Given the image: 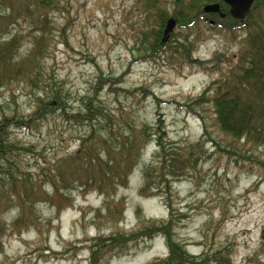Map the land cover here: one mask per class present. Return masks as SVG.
<instances>
[{
    "label": "rangeland",
    "instance_id": "1",
    "mask_svg": "<svg viewBox=\"0 0 264 264\" xmlns=\"http://www.w3.org/2000/svg\"><path fill=\"white\" fill-rule=\"evenodd\" d=\"M218 1H0V43L14 23L12 34L14 29L22 34L20 53L30 56L16 68L26 79H0V120L26 121L53 96L65 105L60 111L45 110L48 114L33 131L10 129L18 149L12 158L18 162L14 176L19 182L37 176L44 162L67 160L79 149L88 129L70 118L83 114L88 101L102 114L89 123L95 139L131 132L145 144L127 185L116 191L114 199L124 207L112 219L102 195L76 189L61 213L44 203L43 196H30L27 209L37 219L28 230L12 231L16 211H10L0 191V223L5 225L0 264H167L166 238L130 237L170 219L171 240L196 264H247L254 256L264 262V148L224 135L210 104L214 96L204 94L226 77L245 46V32L211 28L204 20L221 18L203 12L214 4L221 10ZM42 2L52 5L43 6L45 13ZM187 5L194 7L192 17L198 12L204 16L191 30L178 26L175 17ZM169 19L176 26L162 43ZM158 38L160 48L153 49ZM203 95L205 102L193 107ZM151 134L161 136L168 152L197 145L191 149L195 167L188 176L171 184ZM149 168L152 178L161 177L162 193L143 197L142 171ZM10 182L1 171L0 188L6 190Z\"/></svg>",
    "mask_w": 264,
    "mask_h": 264
},
{
    "label": "trees",
    "instance_id": "2",
    "mask_svg": "<svg viewBox=\"0 0 264 264\" xmlns=\"http://www.w3.org/2000/svg\"><path fill=\"white\" fill-rule=\"evenodd\" d=\"M42 4L43 2L40 3L39 7L43 8L44 13L45 8L52 6L49 3ZM219 4L221 12L227 14V17L222 20L217 17L218 19L209 26L211 28L227 29L231 32H245V46L237 59L232 61L235 64L229 68L226 77L212 84L211 87L205 90L204 94L211 92L214 96L210 104L214 109L219 129L224 135L256 148H264V0H256L243 21L231 18L228 15L227 6L222 2ZM8 6L11 7V5ZM10 9L13 11V8ZM193 10L192 5H187L185 9L182 7L178 14H175L178 26L191 30V28L200 24L199 18L204 16L198 12L196 16L192 17L190 13ZM14 12L17 14L15 10ZM43 18L46 23V14ZM9 27L11 29L15 28L14 23H10ZM11 29L8 33L6 31L2 33L5 38L4 43H0V79L7 75L13 77L19 75V77H23L22 79H26L25 72L16 68H21L23 62L26 59V62H28L30 56L28 54L25 57L20 53L22 45V37L20 36L22 34L15 29L12 34ZM159 38L156 39L158 47L154 45L153 49L160 48L158 45ZM0 39H2L1 35ZM32 63L26 64L27 68L31 69L33 67ZM1 69H4L2 75ZM203 97L204 95L196 100L193 107L205 102ZM92 105V102L88 101L83 108V114L78 113L70 118L75 119L77 126L88 129L80 137L79 149L67 160L55 161L53 164L44 162L45 165L37 176L27 175L25 177L26 181L24 179L21 182L14 176L18 169V162L14 160V157L12 158V152L18 149L15 146L17 144L10 140V129L33 131L41 125L43 118L48 114L45 110L60 111L65 105L60 99L58 100L57 97L53 96L47 103L43 104L42 102L35 113L26 121L8 117L0 120V173L2 171V173L8 175L11 181L9 188L4 190L2 186L0 191L7 196L6 201L10 211H16L17 217L10 225L12 231L28 230L33 221L37 219L34 210L32 208L27 209V205H29L27 200L30 196H36V198L37 195L43 196L42 201L44 203L54 207L56 213H61L63 208L70 204V191L77 189L83 194L97 192L104 198L110 219L122 213L124 204L120 202L122 200L115 201L114 196L118 188L127 185L128 177H130L134 166L137 165L141 156L140 152L144 149L143 145L145 144H140L134 136H131V132L126 135L125 133H117L113 136L115 139L109 137L101 141L95 139L93 124L89 123L96 116L101 117L102 114L97 112ZM90 126L91 128H89ZM129 129L132 130V128ZM110 134L111 128H108V135ZM151 135L157 138L162 172L167 171L171 184L188 176L195 167V163L190 160L191 149L197 145L181 149L178 152H168L164 148L161 136ZM96 146H99L101 151H97ZM105 157L106 160L103 159ZM141 178L143 182L139 190L141 196L147 197L151 192L155 195L162 193L159 187L161 177L152 178L150 168L142 171ZM162 178L168 184V180ZM16 182H19L18 185H16ZM43 183H48V185ZM45 188L50 190L47 191ZM118 208L121 213L117 210ZM171 226L170 219L158 226L131 236L130 240L138 239L140 235L145 241L162 236L166 238L168 244L169 257L166 260L167 264H196L192 262V257L188 256L178 244L171 240ZM4 232L5 225L2 226L0 223V242ZM261 241L263 247L264 231L261 234ZM112 242L115 241L112 240ZM125 251L127 250L125 249L118 254ZM91 254L93 259L94 252ZM247 264H264V262L261 263V259L254 256L248 260Z\"/></svg>",
    "mask_w": 264,
    "mask_h": 264
},
{
    "label": "water",
    "instance_id": "3",
    "mask_svg": "<svg viewBox=\"0 0 264 264\" xmlns=\"http://www.w3.org/2000/svg\"><path fill=\"white\" fill-rule=\"evenodd\" d=\"M229 8V15L239 21H243L247 14L250 12L252 5L256 0H219ZM205 14H218L221 18L225 15L220 12L218 4L208 5L203 8ZM176 21L169 19L166 22L163 35L162 43H166L169 40L170 33L174 30Z\"/></svg>",
    "mask_w": 264,
    "mask_h": 264
},
{
    "label": "flooded vegetation",
    "instance_id": "4",
    "mask_svg": "<svg viewBox=\"0 0 264 264\" xmlns=\"http://www.w3.org/2000/svg\"><path fill=\"white\" fill-rule=\"evenodd\" d=\"M226 17V16H225ZM224 17V18H225ZM204 20H207L210 24H213V20L212 19H208L207 17L204 19Z\"/></svg>",
    "mask_w": 264,
    "mask_h": 264
}]
</instances>
